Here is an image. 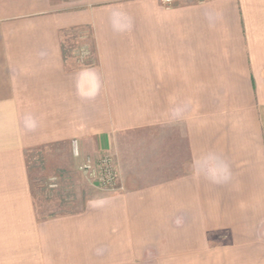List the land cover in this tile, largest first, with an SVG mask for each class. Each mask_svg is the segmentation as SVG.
I'll use <instances>...</instances> for the list:
<instances>
[{
  "label": "crops",
  "instance_id": "0c3cea01",
  "mask_svg": "<svg viewBox=\"0 0 264 264\" xmlns=\"http://www.w3.org/2000/svg\"><path fill=\"white\" fill-rule=\"evenodd\" d=\"M74 140L124 189L40 217ZM0 264H264V0H0Z\"/></svg>",
  "mask_w": 264,
  "mask_h": 264
},
{
  "label": "rangeland",
  "instance_id": "374dc122",
  "mask_svg": "<svg viewBox=\"0 0 264 264\" xmlns=\"http://www.w3.org/2000/svg\"><path fill=\"white\" fill-rule=\"evenodd\" d=\"M193 1L198 0H166V3L174 5ZM65 41L67 46H76L69 35L65 36ZM85 56L84 61H80L78 65L85 64ZM116 154L119 158V151ZM81 161L82 158L76 157L74 151L62 144L41 147L29 153L30 177L40 217L79 211L87 200L106 193L91 185L82 175L78 168ZM120 177L124 189L121 174Z\"/></svg>",
  "mask_w": 264,
  "mask_h": 264
},
{
  "label": "built area",
  "instance_id": "2783aa9c",
  "mask_svg": "<svg viewBox=\"0 0 264 264\" xmlns=\"http://www.w3.org/2000/svg\"><path fill=\"white\" fill-rule=\"evenodd\" d=\"M73 148L74 155L81 158L77 140L73 141ZM78 168L87 181L99 190L118 192L123 189L115 156L111 152H103L98 158L84 157Z\"/></svg>",
  "mask_w": 264,
  "mask_h": 264
}]
</instances>
